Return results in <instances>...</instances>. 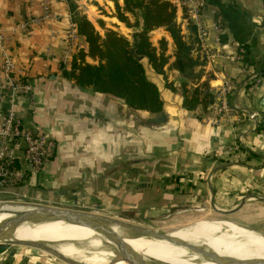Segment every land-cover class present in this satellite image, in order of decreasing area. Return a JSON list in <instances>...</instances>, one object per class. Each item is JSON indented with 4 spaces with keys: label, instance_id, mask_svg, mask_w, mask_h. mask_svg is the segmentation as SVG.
<instances>
[{
    "label": "crops",
    "instance_id": "0c3cea01",
    "mask_svg": "<svg viewBox=\"0 0 264 264\" xmlns=\"http://www.w3.org/2000/svg\"><path fill=\"white\" fill-rule=\"evenodd\" d=\"M205 1L201 18L207 35L200 46L207 62L200 82L209 84L210 104L186 109L183 76L168 68L177 90L155 77L165 108L151 113L62 75L61 64L72 58L65 62L71 21L67 0H0V29L16 59V75L26 74L33 87L32 98L0 99V115L13 106L27 127L43 130L57 143L40 170L2 195L17 202L107 203L128 213L145 211L168 231L224 217L228 221L208 222V232L243 226L264 235V0ZM111 2L79 1L102 33L98 21L109 23L97 8ZM34 17L40 20L25 28ZM178 17L184 20V11ZM152 33L155 44L165 36L173 45L164 28ZM78 45L87 46L83 36ZM2 59L0 48V85L6 82ZM251 77L257 78L252 87ZM227 79L233 89L223 94ZM223 100L229 110L213 123ZM2 253L0 264H59Z\"/></svg>",
    "mask_w": 264,
    "mask_h": 264
},
{
    "label": "trees",
    "instance_id": "16d2710c",
    "mask_svg": "<svg viewBox=\"0 0 264 264\" xmlns=\"http://www.w3.org/2000/svg\"><path fill=\"white\" fill-rule=\"evenodd\" d=\"M79 1L67 0L77 32L87 46L78 45L69 64H61L65 78L74 80L81 88L91 87L96 92L119 97L133 109L160 113L165 103L155 77L161 76L167 88L177 90L167 72L172 68L183 76V106L188 110L209 106V84L200 82L207 58L201 54L197 25L189 21L184 31L178 21L175 0H123L122 3L113 0L115 16L135 28L132 39L99 20L102 33L80 8ZM184 16H188L186 11ZM161 27L173 40L171 52L165 36L158 44L152 41L151 32ZM20 78L28 81L26 74ZM3 250L4 244L0 246V253Z\"/></svg>",
    "mask_w": 264,
    "mask_h": 264
},
{
    "label": "bare ground",
    "instance_id": "6f19581e",
    "mask_svg": "<svg viewBox=\"0 0 264 264\" xmlns=\"http://www.w3.org/2000/svg\"><path fill=\"white\" fill-rule=\"evenodd\" d=\"M21 206L3 205L0 208V223L13 217L15 212L22 211L24 208ZM171 235L175 239L201 246L205 252L221 257L232 259L264 258V235L249 228L235 226L233 229L216 234L209 233L210 237H207L206 240L183 239L176 236L175 233ZM24 239L46 243L66 257L78 259L85 264H130L122 259L111 262L112 258L117 257L120 245L94 225L63 220L24 223L17 228L12 236L8 237V240L15 241ZM125 241L151 264H223L207 255L191 252L165 239L158 238L154 241L144 240L135 243ZM103 242L110 244L111 248L103 247ZM85 248L90 249V252L86 253Z\"/></svg>",
    "mask_w": 264,
    "mask_h": 264
},
{
    "label": "built area",
    "instance_id": "2783aa9c",
    "mask_svg": "<svg viewBox=\"0 0 264 264\" xmlns=\"http://www.w3.org/2000/svg\"><path fill=\"white\" fill-rule=\"evenodd\" d=\"M179 10L186 11L188 16L179 19L182 28L189 21L197 25L200 45L204 46L207 35L206 26L201 18L206 6L205 0H175ZM38 18H30L24 22L25 28H30ZM67 35V49L65 51V62L68 63L74 49L78 46L80 35L76 24L72 20ZM7 38L0 29V48L3 50L2 69L5 73L6 82L0 85V99L14 101L19 95L32 98L33 87L30 82L22 80L16 74L17 62L6 45ZM257 78L251 77V87L255 85ZM254 82V83H253ZM233 89L232 82L225 80L221 92L226 94ZM229 110L227 101L223 100L216 108L217 114L213 123H218L219 115ZM57 143L48 133L38 128L27 127L16 109L11 106L0 115V195L6 193L10 187L19 185L27 180L29 174L40 170L55 154Z\"/></svg>",
    "mask_w": 264,
    "mask_h": 264
},
{
    "label": "water",
    "instance_id": "95a60500",
    "mask_svg": "<svg viewBox=\"0 0 264 264\" xmlns=\"http://www.w3.org/2000/svg\"><path fill=\"white\" fill-rule=\"evenodd\" d=\"M46 220L72 221L76 223L94 225L98 227L107 237L114 239L120 245V250L118 248L117 251V257L112 259V261H116L117 259H122L130 264H151L145 261L132 247H130L126 243L125 238H123L114 229L115 225H117L121 229H131L136 232L142 233L148 237L168 240L169 242L178 246H182L191 252H195V253L198 252L199 254L207 255L211 259L215 261H219L220 263L223 264H264V258L232 259L230 257H221L212 253H207L201 248V246L173 238L171 235L172 232L163 233V232H159L157 229H152L150 227H143L141 225L132 224L124 220L100 215L97 213H93L77 208H69L60 205H51V204H42V203L29 206L25 210L15 212V215L13 217L4 220L0 223V242H3L0 243V246L3 245L4 242L12 241V240H8V237L12 236L17 230V228L22 224L38 223L40 221H46ZM18 242L45 247L53 250L63 259L73 264H84L82 262H78L71 258L66 257L65 255L60 253L57 249L50 247L46 243L34 242V241H18Z\"/></svg>",
    "mask_w": 264,
    "mask_h": 264
},
{
    "label": "rangeland",
    "instance_id": "374dc122",
    "mask_svg": "<svg viewBox=\"0 0 264 264\" xmlns=\"http://www.w3.org/2000/svg\"><path fill=\"white\" fill-rule=\"evenodd\" d=\"M106 6L107 5L99 6L97 8V12L105 17L103 19L106 21V23H109V27L113 26L116 29L113 27H110V28L119 31L122 34H124L125 36H127L128 38L132 39L133 31H135L134 27H129L126 23H125L126 25H122V26L120 25V23H114V21H116V19H114L112 17L116 13V9L114 7V1L111 2L110 7H106ZM93 10H96V8H93ZM132 21H134L133 18H132ZM95 24H96V27L100 30L101 28L98 25V23L96 22V20H95ZM128 28H130V29H128ZM150 35H151L152 41L154 42L153 38L156 37V34H153L151 32ZM157 44H158V42H157ZM173 48H174V44L172 46H170V44H169L170 52L173 51ZM5 204L22 205L21 207L24 208L22 210H25L29 206L35 205V202H33V201L17 202L14 199L0 195V208ZM67 205H68L67 207H69V208H77V209L97 213L100 215L124 220V221H127V222L132 223V224L141 225L143 227H150L152 229H157L159 232H163V233L172 232V233H175V235L178 236L179 238H183V239L190 238V239H204V240H206L207 237H210L209 232H208V231H210L208 222L213 221V220H227L224 217H215L213 220H200V221H197L196 223L189 225L187 227L179 228L176 230L173 229V231H168L167 229H165L164 224L161 220L153 221L151 218H149L145 214V211H135L133 213H128L127 211H123V210L119 209L117 206L110 207L107 203H105V204L102 203V205H97L96 203L95 204H83V203L82 204H80V203L75 204L74 202H69ZM69 205H71V206H69ZM9 218H11V217H9ZM114 229L123 238H125V240L133 241L134 243L144 241V240L154 241L155 239H158V238H152V237L145 236L144 234L136 232V231L131 230V229H121L117 225H115ZM23 241H26V240L24 239ZM0 243H3V242H0ZM102 246L103 247L106 246L108 248H111L110 244H108L106 242H103ZM85 252L86 253L90 252V249L85 248ZM5 255L18 256V257H23V258L27 257V258H32L35 260H37V258L39 257L41 260L50 259V261H54L55 263H59V264H66V263L67 264H73V263L63 259L60 255H58L56 252H54L51 249H48L45 247H40V246H35V245H30V244H25V243H20L18 241H13V240L4 242V250H3V253L1 256H5ZM68 258H71V257H68ZM71 259L78 261V262H82L78 259H74V258H71ZM112 259H114V258H112ZM112 259H111V261H112Z\"/></svg>",
    "mask_w": 264,
    "mask_h": 264
}]
</instances>
